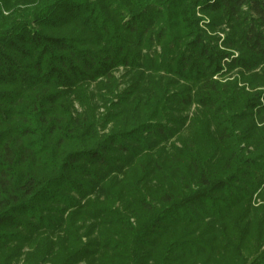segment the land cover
Wrapping results in <instances>:
<instances>
[{
    "label": "trees",
    "instance_id": "obj_1",
    "mask_svg": "<svg viewBox=\"0 0 264 264\" xmlns=\"http://www.w3.org/2000/svg\"><path fill=\"white\" fill-rule=\"evenodd\" d=\"M0 4V264H264V0Z\"/></svg>",
    "mask_w": 264,
    "mask_h": 264
},
{
    "label": "rangeland",
    "instance_id": "obj_2",
    "mask_svg": "<svg viewBox=\"0 0 264 264\" xmlns=\"http://www.w3.org/2000/svg\"><path fill=\"white\" fill-rule=\"evenodd\" d=\"M0 11L3 15L6 14L5 10L2 8L1 4H0ZM159 53V48L156 49ZM124 75V70L123 69H118L116 70V72L114 73V77L115 79L117 80L118 82V90H122L124 87H126V84H125V80L126 78L123 77ZM92 92H95V88H91ZM95 105H96V111H95V114H96V117L97 118H102L101 116L104 115V113L106 112L105 111V108L101 105L102 102H100L97 98L95 99ZM77 109H79L77 106H76ZM193 111V108L189 111V114L188 116L190 117L191 116V113ZM188 125V122L185 124V126ZM114 125L112 123H108L104 132H108V130H110ZM16 264H21V262L19 263H16Z\"/></svg>",
    "mask_w": 264,
    "mask_h": 264
}]
</instances>
